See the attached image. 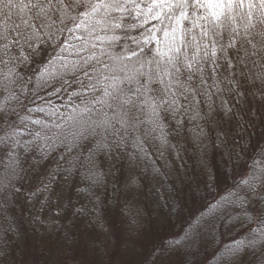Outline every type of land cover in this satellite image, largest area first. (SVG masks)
Wrapping results in <instances>:
<instances>
[{
  "label": "snow or ice",
  "instance_id": "obj_1",
  "mask_svg": "<svg viewBox=\"0 0 264 264\" xmlns=\"http://www.w3.org/2000/svg\"><path fill=\"white\" fill-rule=\"evenodd\" d=\"M200 120L218 151L209 158L197 124L199 171L158 213L186 227L154 264H205L198 242L216 245L217 264H264V0H0V216L39 197L33 222L55 205L62 239H83L99 217L81 224L66 197L91 193L75 184L81 169L100 186L106 163L135 166L146 143L179 155L169 129Z\"/></svg>",
  "mask_w": 264,
  "mask_h": 264
},
{
  "label": "trees",
  "instance_id": "obj_2",
  "mask_svg": "<svg viewBox=\"0 0 264 264\" xmlns=\"http://www.w3.org/2000/svg\"><path fill=\"white\" fill-rule=\"evenodd\" d=\"M132 35H136L135 32ZM57 104L58 101H54ZM219 105V100H217ZM199 126L203 127L206 133L202 137L203 149L211 158L214 152L218 151L219 141L217 130L213 125L206 124L204 120L198 122H185L179 136L175 134L174 126L169 129L170 142L179 148V155L175 148L165 152L162 159L153 143H146L148 155L140 160L137 165L129 167L128 163L117 161L113 167L110 163L104 165V183L100 186H93L87 178L85 170L81 169L75 184L81 188H91V193H84L79 197L68 190L66 197L72 198L77 208H83L85 215L77 217L81 224L88 219V214L95 207L99 220L96 226L91 228L86 236L81 239L73 237L71 241L62 239L64 234L65 217L60 222L54 223L55 205L45 209L43 216L46 224L35 221L40 213L38 200H28L25 195L13 203L0 216V264H14L20 261L23 255L31 247L48 259H67L71 257H94L104 261L105 264L113 263L115 256L126 253L131 246L138 245L143 249L144 257L139 264H154L156 253L153 249L165 248L174 239L183 235L186 221L173 220L171 226L166 222L162 224V217L158 215L161 206L173 202L184 193L182 180L192 179L199 171L196 157L201 153V142L195 138ZM264 147V145H261ZM50 163V162H49ZM251 164V161H248ZM48 165L46 164L45 167ZM153 168L160 169L154 173ZM239 169L238 172H242ZM44 173V168L30 172L31 181L25 183V191L34 187ZM135 178L137 185H132L131 180ZM241 175L236 176V181ZM233 181L230 180L229 184ZM138 221V228L135 231L129 230V222ZM117 230L118 239L113 235ZM83 231V229H81ZM239 231V229H237ZM230 235H235V232ZM230 235L225 234L224 242L230 240ZM199 259L205 264H217L213 257L215 244L204 243L199 245ZM259 252V248L256 250ZM6 254V255H5ZM85 257V258H86ZM253 264H260V257H248ZM115 264V263H114ZM119 264V263H117Z\"/></svg>",
  "mask_w": 264,
  "mask_h": 264
},
{
  "label": "rangeland",
  "instance_id": "obj_3",
  "mask_svg": "<svg viewBox=\"0 0 264 264\" xmlns=\"http://www.w3.org/2000/svg\"><path fill=\"white\" fill-rule=\"evenodd\" d=\"M141 249H143L141 247ZM139 248L138 245L131 246L126 253L120 254V256H115L113 258V263L108 264H139L143 257L144 253ZM27 251L23 258L20 261H16L14 264H105L104 261L96 259L94 257H71L63 260L59 259H48L43 257L38 251L34 248L28 247Z\"/></svg>",
  "mask_w": 264,
  "mask_h": 264
}]
</instances>
